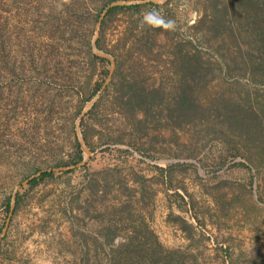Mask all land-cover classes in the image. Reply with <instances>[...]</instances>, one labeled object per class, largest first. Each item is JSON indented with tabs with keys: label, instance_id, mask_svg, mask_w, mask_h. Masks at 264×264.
I'll return each instance as SVG.
<instances>
[{
	"label": "rangeland",
	"instance_id": "1",
	"mask_svg": "<svg viewBox=\"0 0 264 264\" xmlns=\"http://www.w3.org/2000/svg\"><path fill=\"white\" fill-rule=\"evenodd\" d=\"M116 1L141 6L105 19L103 90L113 63L89 53ZM140 1L0 0V238L22 195L0 264H264V78L218 54L249 46L264 0ZM152 9L176 31L143 25Z\"/></svg>",
	"mask_w": 264,
	"mask_h": 264
},
{
	"label": "trees",
	"instance_id": "2",
	"mask_svg": "<svg viewBox=\"0 0 264 264\" xmlns=\"http://www.w3.org/2000/svg\"><path fill=\"white\" fill-rule=\"evenodd\" d=\"M250 3L252 2V0H249ZM153 5H156L155 3H152ZM141 5H132V6H117L114 7L112 9H110L105 17V19H107V17H109L111 14H114L116 12H118L119 10H125V9H137L139 8ZM159 7V5H158ZM99 18V16L97 17V19ZM105 19L103 20V25H105ZM219 17L216 15V17L214 16V19L212 20V25L214 27V34L217 33L218 35L220 34H224V32H222L220 30V22H219ZM235 33H231L230 35H232L231 37L234 38V40L237 42L239 41L241 38L240 36L243 34L241 33L240 35L238 34V36ZM231 38V39H232ZM247 43L249 44V46H247V48H243L242 46L238 45L237 49H220L218 51L219 57L221 58L223 65L228 69L231 68H235V69H240L243 71H246V73L248 72L250 75L254 76L255 78H257L258 80H263L264 78V28L263 29H259L258 31H250L248 33L247 36ZM98 46L101 48V37L98 39L97 41ZM201 58V54L200 52H197V54L195 53H190L189 55V63L193 64V62H198V60H200ZM89 59L91 60V63L99 61L102 63H107L110 64V60L104 57H100L96 54H93L92 52L89 53ZM226 71V72H228ZM109 72L108 70H105L104 72V80H106L107 76H108ZM102 85V84H101ZM99 85V87L101 86ZM99 90V89H98ZM75 149H76V159L77 162H82L84 160V151L81 147L80 142L78 141V138H76L75 141ZM76 164V162L74 163ZM68 164H65V166H67ZM54 175V173L50 172V171H45L41 174V176L39 178H36L32 181H30V185L34 186L36 185L40 180H43L49 176ZM21 198L22 195L21 193L18 192L17 194V199H16V208L14 213L17 211V208L20 205L21 202ZM5 207L7 208V214L9 217V214L11 212V207H12V197H9L6 201ZM124 221H128L130 222L129 224L126 225L125 229L132 232V233H139L142 234L144 238H150L152 237L153 239H155V241L158 242L157 236L155 235L154 231L151 230L150 226L148 224H146L145 219L141 220V222L139 224H135L134 220L130 221V218H126L125 216H123L121 218ZM157 239V240H156ZM134 239L132 241V243L128 244V248L129 247H133ZM159 243V242H158ZM157 243V246H161L160 244ZM1 249V246H0ZM120 252H117L114 255V259L115 261H117V264H121V255H119Z\"/></svg>",
	"mask_w": 264,
	"mask_h": 264
},
{
	"label": "water",
	"instance_id": "3",
	"mask_svg": "<svg viewBox=\"0 0 264 264\" xmlns=\"http://www.w3.org/2000/svg\"><path fill=\"white\" fill-rule=\"evenodd\" d=\"M140 2H141V3H149V2L162 3L163 1H160V0H143V1H140ZM126 5H129V3L126 2V1H116V2H113V3L110 4V5L105 9V11L102 13V15H101V17H100V20H99V23H98L97 33H96V38H95V40H94V44H93V46H94V50H95V53H96L98 56H100V57H104V58L110 59V60L112 61V63H113V68H112V71H111V75H110L108 81L105 83V85H104V87H103V90L106 89V87H107L108 83L110 82L111 77H112V75H113V73H114V70H115V61H114V59H113L110 55H108V54H106V53H104V52H102V51L99 50L98 45H97V41H98V38H99V36H100V32H101L102 25H103V20L105 19V17H106V15H107L108 11H109L110 9L114 8V7H117V6H126ZM99 97H100V95H99L98 97H96V98H95V99H94V100H93V101H92V102L86 107V109L84 110V112L81 114L80 119H79V122H78L79 141H80V143H81L83 149L85 150V152H86L88 155H90L91 151H90V149H89V147H88V145H87L85 139H84V138L82 137V135H81V131H80V129H81V122H82L84 116H85V115H86V114H87V113H88V112H89V111L95 106V104H96V102L98 101ZM87 162H88V159H86L85 161H83L79 166L81 167V166L85 165ZM75 167H76V166L64 167V168H61V169H59V170H70V169H73V168H75ZM50 171H52V170H50ZM42 173H43V172H42ZM42 173H39L37 176H40ZM37 176H35V177H33V178H30V179L28 180V182H29L30 180L36 178ZM16 195H17V190L15 191V195H14L13 202H12V207H11V212H10V215H9V218H8V221H7L6 228H5L3 234H2V236H1V238H0V244H1V242H2L3 237H5V235H6L7 232H8V229H9V227H10V224H11V221H12V218H13V215H14V211H15V208H16V198H17Z\"/></svg>",
	"mask_w": 264,
	"mask_h": 264
},
{
	"label": "clouds",
	"instance_id": "4",
	"mask_svg": "<svg viewBox=\"0 0 264 264\" xmlns=\"http://www.w3.org/2000/svg\"><path fill=\"white\" fill-rule=\"evenodd\" d=\"M141 23L152 29H163L164 31H176L177 25L174 20L165 19L157 9L146 11Z\"/></svg>",
	"mask_w": 264,
	"mask_h": 264
}]
</instances>
